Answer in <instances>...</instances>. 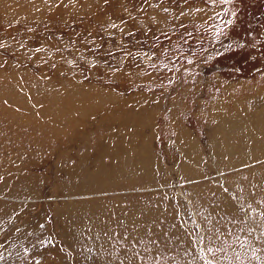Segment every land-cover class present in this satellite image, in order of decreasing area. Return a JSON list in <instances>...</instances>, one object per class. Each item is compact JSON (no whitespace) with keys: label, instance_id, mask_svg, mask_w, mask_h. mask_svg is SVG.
<instances>
[{"label":"rangeland","instance_id":"374dc122","mask_svg":"<svg viewBox=\"0 0 264 264\" xmlns=\"http://www.w3.org/2000/svg\"><path fill=\"white\" fill-rule=\"evenodd\" d=\"M263 102L264 0H0V264H264V158L208 134L239 109L225 136L256 157ZM146 119L152 172L78 160Z\"/></svg>","mask_w":264,"mask_h":264},{"label":"bare ground","instance_id":"6f19581e","mask_svg":"<svg viewBox=\"0 0 264 264\" xmlns=\"http://www.w3.org/2000/svg\"><path fill=\"white\" fill-rule=\"evenodd\" d=\"M243 90V89H242ZM66 92V91H65ZM59 93H54L53 94V96H51L49 99H44V101H45V106L44 107H42L43 109H41L40 110V113L41 114H39V117H40V119L41 120H45L44 122H46V123H49V124H53V122H52V120L51 119H49L44 113H46V112H43V110L46 108V107H49L50 105H54V104H51V102L50 101H52V100H54V99H58V101H60L62 98H67V99H70V100H72L71 98H72V93L71 94H69V92H66V96L67 97H61V95H58ZM88 99V98H87ZM240 101V100H239ZM253 101H255V100H253ZM98 102H100V100L98 99ZM241 102V101H240ZM243 102V101H242ZM246 102V101H245ZM249 102V101H248ZM251 102V101H250ZM90 103V102H89ZM102 103V102H101ZM213 103H215V102H213ZM216 103H217V101H216ZM215 103V104H216ZM219 103V102H218ZM217 103V105L219 106V104ZM88 104V103H87ZM247 104H249V103H247ZM251 104V103H250ZM254 104H256V103H254ZM92 105V104H91ZM211 106L213 105V104H210ZM67 106H68V104H67ZM93 106V105H92ZM91 106V107H92ZM108 106V105H107ZM110 106H113V105H111L110 104ZM236 106V105H235ZM249 106V105H248ZM254 106V105H253ZM59 107V106H58ZM75 107V106H74ZM96 107H98V105L97 106H95V108ZM109 107V106H108ZM142 107L143 106H141L140 108L142 109ZM146 107V106H145ZM226 107V106H225ZM246 107V106H245ZM31 108V107H30ZM54 108V107H53ZM83 107L81 106L80 107V109H82ZM88 108V107H87ZM94 108V109H95ZM117 108V107H116ZM134 108V107H133ZM218 108V107H217ZM237 108H238V106H237ZM89 109H91V108H89ZM111 109H113V108H111ZM118 109V108H117ZM220 109V108H219ZM224 109V108H223ZM227 109V108H226ZM248 109H250V107L248 108ZM50 110V109H49ZM75 110H76V108H75ZM74 110V111H75ZM148 110H150V107H148ZM213 110V109H212ZM86 111V110H85ZM90 111V110H89ZM130 111V110H129ZM211 111V110H210ZM237 111H239V109L238 110H236V111H233V113H230V112H227V114H218V112H217V110L215 111V112H212V117H216V116H219L220 115V118L217 120V122H216V124H215V129L214 128H212V130H211V133H208V134H211V136L209 137L213 142H218L219 140H221V139H219V137H218V134L220 133V134H223V139H225V141H226V143L228 144V146L232 149V150H230L231 151V153H232V157H239V156H241V155H243V154H245L249 159L251 158L252 159V161L254 160V162L255 163H257V162H260V158H264V144H261V143H259V142H257L256 141V144H257V147L256 148H260V151H259V153L257 154V156L256 157H252L253 155H255V153H254V151H253V149L250 147V146H248V147H246V148H244V149H241V150H238V149H236L233 145H230V143L227 141V138H226V136H225V124H226V121L228 120V117H229V115L230 114H236V113H234V112H237ZM244 111H245V109H244ZM66 112V116L67 117H69L68 116V112H69V110H66L65 111ZM113 112V111H112ZM51 113H52V109L50 110V112H49V115L51 116ZM135 114V113H134ZM211 114V113H210ZM54 115V116H53ZM110 115V114H109ZM88 116V115H87ZM142 116V115H141ZM151 116V115H150ZM210 116V115H209ZM52 117H56V118H58L59 117V115H58V110H56V107L53 109V113H52ZM138 117H140V116H135L134 118H132V120L133 119H135V118H138ZM146 117V116H145ZM55 118V119H56ZM70 118H72V117H70ZM70 118H69V120H70ZM243 118L246 120V121H248V122H250L251 124H253L254 126H256V127H259L261 124H262V122H263V119H264V102H263V104H259V108L258 109H255L254 110V112L253 111H246L245 113H243ZM17 119L18 120H20L21 122H22V119H19L18 117H17ZM67 119V118H66ZM66 119H62V120H60L61 122H60V125H64V126H68V122H67V124L65 123V121H66ZM122 119V118H121ZM130 119V118H129ZM210 119V118H209ZM56 120H59V119H56ZM84 120V119H83ZM108 120H110V119H108ZM112 120V119H111ZM137 120V119H136ZM144 121V120H143ZM84 122V121H83ZM99 122V121H98ZM168 122V121H167ZM27 123V122H26ZM85 123V122H84ZM105 123H108V121L105 119ZM135 123H136V121H135ZM149 122H148V119H146L144 122H142V121H140L135 127H133L134 129H125V128H123V126H122V130H116V128L113 130V135H114V141H112V144H113V147L111 148V149H109V150H107V141L104 139V138H102V139H99V140H95V144H96V148H97V150L95 151V152H93L94 154H95V156H93L94 157V159H93V157H92V159L91 160H89L88 159V157H86V156H84V155H79L78 156V160H79V157L82 159V161L83 162H85L86 164H95L94 163V161L95 162H98L100 165H101V168H102V171L104 172V173H107V171H108V169L107 168H105L104 167V165H102L101 164V161H102V158H104L105 156H103V155H105L106 153H109V152H111L110 153V160H109V162H107V163H110V164H112V168H113V166H114V164L115 165H119V170H118V173H121V167H120V165H122V163H120L118 160H120L121 159V157L123 156V157H127V159L130 157V150L132 149L133 150V153H134V157L135 158H137V159H140V164L138 165V166H136V169H139V170H147L148 172H152V168H148L149 167V164H150V160H151V158H152V155H149L148 153H149V150H148V146H146V145H142L139 141H138V138L141 136V137H145L146 136V133L144 134L143 132H142V129L144 128V127H146L147 126V124H148ZM211 123V122H210ZM27 124H29V123H27ZM109 124V123H108ZM57 125V124H56ZM132 125H134V121H132ZM102 126V125H101ZM173 126V131H172V133H174L175 132V128H178L179 130H180V132H181V130L183 129V134L182 135H180V134H176L175 135V137H174V139L172 140V142L173 143H175V146H176V148H177V150L179 151V152H181L182 151V144H184V142L186 143H188L189 144V146H191L192 147V144H193V142H194V137H193V135H192V133L187 129V128H185V127H181V128H179L180 127V125L178 124V122L176 121L175 123H174V125H172ZM59 127V126H58ZM82 127V126H81ZM119 127H120V125H119ZM111 128V127H110ZM190 129V128H189ZM61 130H62V127H60V128H58L57 130H55L56 132L55 133H59V132H61ZM220 130H222L223 132H221ZM152 132V131H151ZM191 133V136H189V133ZM129 134H131V136L130 137H127ZM148 135H149V133H148ZM174 135V134H173ZM209 136V135H208ZM149 138V137H148ZM223 140H221V142H222ZM223 147H222V150H221V153H222V156H225V155H223V154H226V147H225V144H224V141H223ZM253 146V145H252ZM151 148V147H150ZM212 150V149H211ZM187 151V150H186ZM190 150H188L186 153H188ZM214 152H215V150H213ZM256 152V151H255ZM185 153V154H186ZM214 155V154H213ZM218 155H219V153H218ZM211 156H212V154H211ZM71 157V156H70ZM204 157V156H203ZM213 157V156H212ZM74 158V157H73ZM217 159V158H216ZM215 159V160H216ZM77 160V159H76ZM193 160V159H192ZM204 160H205V157H204ZM214 160V159H213ZM189 161V160H188ZM79 162V161H78ZM191 162V161H190ZM130 163V162H129ZM198 163V162H197ZM203 163V162H202ZM194 165V164H193ZM145 168H144V167ZM205 166V165H204ZM107 167V166H106ZM111 167V166H110ZM109 167V168H110ZM128 166H126V168H125V170H124V175L125 176H128V175H130V173H133L134 172V170H129L128 168H127ZM169 167V166H168ZM200 167V166H199ZM261 167V169L262 170H264V164H262V166H260ZM69 168V167H68ZM173 168V167H172ZM177 170V169H176ZM68 171V173L69 174H71L72 172H73V169H70L69 168V170H67ZM151 175V174H150ZM150 175H148V176H150ZM230 182V181H229ZM232 182V181H231ZM217 183H219V182H217ZM222 183V182H221ZM230 184V183H229ZM230 186V185H229ZM238 186V185H237ZM223 187V186H222ZM227 187V186H226ZM234 192H235V190H233ZM182 193V192H181ZM190 202V201H189Z\"/></svg>","mask_w":264,"mask_h":264}]
</instances>
